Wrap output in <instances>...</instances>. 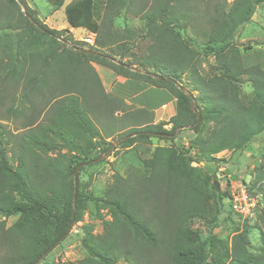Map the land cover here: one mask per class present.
I'll list each match as a JSON object with an SVG mask.
<instances>
[{"label":"trees","instance_id":"16d2710c","mask_svg":"<svg viewBox=\"0 0 264 264\" xmlns=\"http://www.w3.org/2000/svg\"><path fill=\"white\" fill-rule=\"evenodd\" d=\"M20 1L22 6L0 0V75L14 87L8 111L24 117L20 133L0 131L2 139L9 136L15 160L12 165L0 148V216L19 215L9 229L0 223V243L7 248L0 264H35L70 235L89 204L102 220L100 210L108 209L112 220L104 221L99 236L85 227L87 256L78 264H264V236L260 251L251 253L247 224L237 228L230 244L214 233L227 207L231 211L228 186L216 187V169L227 163L217 155L241 154L264 133V61L247 62L236 46L239 30L264 0L231 5L216 0L213 8L212 0H71L67 5L46 0L56 10L65 6L69 28L64 30L48 27ZM127 15L146 23L151 49L157 50L151 59H140L139 67L162 79L132 70L119 54L124 45L116 46L118 52L113 48L114 19ZM71 28L95 33L96 45L89 48L100 55L70 47L84 48L65 36ZM99 44L107 52L98 50ZM210 57L214 63L203 74ZM92 64L112 70L125 84L107 94ZM245 83L250 95L243 92ZM181 87L194 95L198 124L192 99ZM148 89L175 100L168 121L155 122L158 106L145 95ZM133 105L139 110L127 111ZM118 130L124 148L152 138L171 144L157 146L144 162L149 175L142 170L117 175L97 196L78 177L110 156L114 149L107 139ZM184 131L192 132L188 149L174 142ZM263 167L248 186L264 198ZM257 213L264 222V208ZM200 221L209 231L204 239L195 226Z\"/></svg>","mask_w":264,"mask_h":264},{"label":"rangeland","instance_id":"374dc122","mask_svg":"<svg viewBox=\"0 0 264 264\" xmlns=\"http://www.w3.org/2000/svg\"><path fill=\"white\" fill-rule=\"evenodd\" d=\"M26 1L32 9L37 11L40 20L48 27L56 30L69 28L65 15V6L56 10L54 7H51L46 0ZM70 1L71 0H66L65 4L67 5ZM206 1L208 2V0ZM215 1L216 0H212L209 5L210 8H213ZM220 1L224 4L223 0ZM233 1L234 0H226V4L231 5ZM205 6L208 7V5ZM127 17L128 18L121 16L114 19L113 28L118 33L115 38V42L113 43V45H115L113 48L116 50V46L120 44L124 45L122 50H116L117 52L119 51L122 62L128 64L129 66L131 64V67L133 68L146 71L139 67V60L142 58L151 59L156 54L157 50L153 48L151 49L153 42L146 36V23L139 18H133L128 15ZM69 31L70 33H65V36H71L75 41L84 45V49L91 50L89 48L90 46L81 40L82 38H86L88 36L90 33L89 31L85 34L80 33L79 29L74 32L70 29ZM260 43H264V4L257 6L251 21L239 30L236 37V46L240 50L243 59L249 63L256 64L264 61V45H260ZM100 46L101 44L97 46L98 50L103 53L107 52V49L100 48ZM119 60L120 57L116 58V61L120 62ZM213 63V57H210L208 62L204 61L201 69L202 73L206 74L208 72V65ZM92 65L101 78L102 85L107 94L113 96L118 85L125 84L126 79L116 75L112 70L96 64ZM151 72H154L153 69H151ZM2 74L0 75V131L4 129L5 131L13 134H18L22 130L24 117H20V115H16L15 113H10L8 111L10 106V101L8 100L9 92L11 88L14 90V87L11 82H7L2 78ZM134 81L137 82V80ZM243 92L245 95L251 94L252 89L250 84L245 83L243 85ZM145 95L158 106L156 112L154 113L156 123L168 121L172 117L173 113L176 112V102L171 99L168 93L163 91L151 92V90L148 89L145 91ZM132 96L133 95H130V97ZM131 102L133 103L132 99H130L128 103L126 102V104ZM163 103L169 106L168 109H166L167 111L161 110L160 107ZM127 107L129 108L127 111L130 112H132V110H139L137 105ZM123 114H125V112H123ZM104 118L107 119L106 117ZM171 128L172 125L165 126L166 130H171ZM178 133L179 132H177V135L179 136L175 139V144L184 145L188 149L190 147L192 132L184 131L182 133ZM120 134L121 133H119L118 130L117 133L114 134V137L107 139V142L113 144L112 149H114L110 156H102L100 159L94 161L93 166H88V169L82 171L78 177L79 181L84 184L87 190L97 196L104 195V192L111 186L117 175L126 177L130 173H134L135 170H142V172L149 175L151 170L144 162L151 158L154 149L157 146H167L168 144H171L170 142L162 139L152 138L149 143L137 142L130 148H124L119 145L122 141L119 138L121 136ZM8 141L9 136H5L4 139L0 136V148L5 150L6 156L9 158V162L14 165L15 160L11 157L12 151L10 146L7 144ZM190 156H195V151H191ZM217 158L227 161V163L221 164L218 169H216L217 175L222 176L224 174L225 178L218 179L221 186L219 189L224 190L227 188L225 181L226 178H230V180L236 181V183L242 181L247 185L251 184L257 168L264 166V133L241 154L234 156L231 152L224 151L218 154ZM192 166L198 168L199 164L194 162ZM213 168H216L215 165H213ZM220 169L223 170V173L220 172ZM100 214L103 216L104 220L97 217V209L93 204H89L82 220L72 228L70 235L55 249L51 250L48 256L39 264H78L81 260L85 259L87 256V250L84 245V240L87 236L85 227L91 226L92 234L94 236H99L104 233V221L112 220L108 209H101ZM257 214L251 219H243L234 214L230 211L229 207H227L226 212H224V214L220 217L218 227L214 230V233L218 236V238L225 240L230 244L232 237L237 233V228L239 230H243L247 224L250 227V234L248 237L250 243L249 251L256 254L262 247V237L264 236V222ZM18 219L19 215L9 218L0 216V223L5 221L6 229H9L17 222ZM202 222L203 221L196 223L195 226L201 231L204 239L208 236L209 231ZM6 251L7 248L5 245L0 243V258H2L3 255L5 256ZM118 264L128 263L120 260Z\"/></svg>","mask_w":264,"mask_h":264},{"label":"built area","instance_id":"2783aa9c","mask_svg":"<svg viewBox=\"0 0 264 264\" xmlns=\"http://www.w3.org/2000/svg\"><path fill=\"white\" fill-rule=\"evenodd\" d=\"M81 40L89 46H94L96 43V34L90 32L86 38H82ZM167 108L168 105L166 104L162 106V109L164 110ZM222 171L223 170L220 169V172ZM217 176L219 179L224 178V174L222 176ZM225 181L229 189L228 202L230 203L231 211L234 214L243 219H251L257 214V212L264 208L263 195L251 194L249 186L242 181L236 183V181H232L230 178H226Z\"/></svg>","mask_w":264,"mask_h":264},{"label":"water","instance_id":"95a60500","mask_svg":"<svg viewBox=\"0 0 264 264\" xmlns=\"http://www.w3.org/2000/svg\"><path fill=\"white\" fill-rule=\"evenodd\" d=\"M17 2L22 6V3H21V1L20 0H17ZM26 16H28V14H26ZM69 44V46L70 47H72V48H74L75 50H77V51H80V52H83V53H87V54H94V55H100V53H98V52H96V51H94V50H89V49H84V48H78V47H76V46H74V45H72V44H70V43H68ZM117 64H120V62H118V61H115ZM132 70H134V71H136V72H140V73H142V74H147V75H150V76H152L153 78H157V79H162V77H159V76H157L156 74H154V73H151V72H147V71H142V70H139V69H137V68H132ZM181 90L185 93V94H187L188 96H189V98H191L192 99V109H193V111L197 114V116H198V121H197V124L200 122V120H201V116L199 115V113H198V111H197V109H196V100H195V98H194V95L190 92V91H188V90H186V89H184L183 87H181ZM202 165H205V163H202ZM75 186H77V173L75 174ZM216 187H217V189L219 190V188H220V183H216ZM74 211H73V215H75V206H76V192H75V196H74ZM49 252L50 251H48V252H46V254H44L35 264H39L40 262H42L43 260H44V258H46L47 257V255L49 254Z\"/></svg>","mask_w":264,"mask_h":264},{"label":"crops","instance_id":"0c3cea01","mask_svg":"<svg viewBox=\"0 0 264 264\" xmlns=\"http://www.w3.org/2000/svg\"><path fill=\"white\" fill-rule=\"evenodd\" d=\"M70 30H71L72 32H74L75 30H78V29H72V28H71ZM79 32L82 33V34H85V33L87 32V30H85V29H79ZM129 100H130V98H129ZM129 100H127L126 102L128 103ZM174 102H175V100H174ZM129 104H131V103H129ZM164 104H165V103H164ZM164 104H163V105H164ZM163 105H161V107H160L161 110H164V109H162V106H163ZM138 107H140V106H138ZM168 107H169V106H168ZM167 109H168V108H167ZM156 110H157V109L154 110V113L156 112ZM164 111H167V110H164ZM171 113H173V112H171ZM174 114H175V113H173V115H174ZM173 115H172V116H173ZM160 120H162V119H160Z\"/></svg>","mask_w":264,"mask_h":264}]
</instances>
